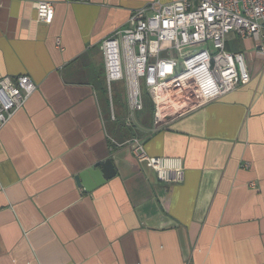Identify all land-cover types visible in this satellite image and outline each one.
<instances>
[{"label":"crops","instance_id":"crops-1","mask_svg":"<svg viewBox=\"0 0 264 264\" xmlns=\"http://www.w3.org/2000/svg\"><path fill=\"white\" fill-rule=\"evenodd\" d=\"M174 1L0 0V79L38 86L0 129V264H264V44L229 36L251 81L205 106L127 133L112 117L102 42ZM107 159L115 175L86 192L76 176Z\"/></svg>","mask_w":264,"mask_h":264},{"label":"built area","instance_id":"built-area-1","mask_svg":"<svg viewBox=\"0 0 264 264\" xmlns=\"http://www.w3.org/2000/svg\"><path fill=\"white\" fill-rule=\"evenodd\" d=\"M35 5L38 19L51 24L54 4L40 1ZM231 34L264 44V0H176L135 10L127 27L102 42L113 119L117 82L125 81L127 87L130 127L137 125L138 114L145 110L144 91L159 127L249 84L245 54L227 48ZM37 89L28 75L0 79V129ZM130 144L138 161L153 168L161 181H172L170 160L148 156L139 138Z\"/></svg>","mask_w":264,"mask_h":264},{"label":"rangeland","instance_id":"rangeland-1","mask_svg":"<svg viewBox=\"0 0 264 264\" xmlns=\"http://www.w3.org/2000/svg\"><path fill=\"white\" fill-rule=\"evenodd\" d=\"M168 55H172L171 53H168ZM162 56H167V53H163ZM107 88V87H106ZM108 93V91H107ZM144 96L146 99V107L141 114V116L138 114V122L136 124L139 125V123H143L146 119L149 123H152L153 114H154V106L149 100V97L147 96L146 92L144 91ZM113 102L114 107L117 115H119V123L117 124V127L119 130H123L126 133L129 132L128 128H131V130H137L138 125L135 126H127V117L129 115V107H128V96H127V87L125 84V81L114 83L113 85ZM126 111V112H125ZM124 113V114H123ZM126 115V117H124ZM140 116V117H139ZM125 119V121H124ZM124 122V123H123ZM147 123V122H146ZM127 127V128H126ZM136 132V131H134ZM139 134V132H137Z\"/></svg>","mask_w":264,"mask_h":264},{"label":"water","instance_id":"water-1","mask_svg":"<svg viewBox=\"0 0 264 264\" xmlns=\"http://www.w3.org/2000/svg\"><path fill=\"white\" fill-rule=\"evenodd\" d=\"M115 175L110 159L101 163V168H88L76 176L77 184L86 192H93Z\"/></svg>","mask_w":264,"mask_h":264},{"label":"trees","instance_id":"trees-1","mask_svg":"<svg viewBox=\"0 0 264 264\" xmlns=\"http://www.w3.org/2000/svg\"><path fill=\"white\" fill-rule=\"evenodd\" d=\"M105 88H106V83H105ZM106 91H107V88H106Z\"/></svg>","mask_w":264,"mask_h":264}]
</instances>
